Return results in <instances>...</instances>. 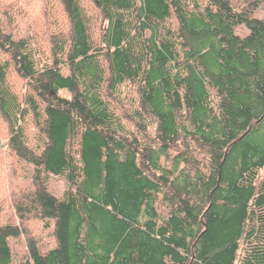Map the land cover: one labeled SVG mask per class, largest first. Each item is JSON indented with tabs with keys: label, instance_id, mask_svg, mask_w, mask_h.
I'll return each instance as SVG.
<instances>
[{
	"label": "trees",
	"instance_id": "1",
	"mask_svg": "<svg viewBox=\"0 0 264 264\" xmlns=\"http://www.w3.org/2000/svg\"><path fill=\"white\" fill-rule=\"evenodd\" d=\"M261 8L0 0V159L32 167L17 214L54 222L57 241L30 238L23 264H264ZM44 176L67 181L63 197ZM23 233L0 225V264Z\"/></svg>",
	"mask_w": 264,
	"mask_h": 264
},
{
	"label": "rangeland",
	"instance_id": "2",
	"mask_svg": "<svg viewBox=\"0 0 264 264\" xmlns=\"http://www.w3.org/2000/svg\"><path fill=\"white\" fill-rule=\"evenodd\" d=\"M234 3L238 6H243L245 0H234ZM255 16L264 19V8L259 9L255 13ZM39 18L42 19L41 16H39ZM28 25L30 26V20H28ZM236 33L241 37H246L249 34V31L245 28V26H239L236 28ZM11 81L16 87L18 93L22 94L25 92V82L23 80L19 79L15 75L14 77H12ZM66 93L67 92L63 91L62 94L66 95ZM121 96L123 103L127 107L136 108V105L134 104V102L136 103V99L138 98L136 88L126 86ZM124 122L127 126L128 132L135 131L134 124L128 121ZM154 130V127L150 128V134L154 135ZM0 135L3 139L1 141V146L6 148L4 141L5 131L1 125ZM13 162L14 159H12L11 157L0 159V225H20L22 230L26 232L18 238L10 239V245L13 253V264H23L28 259V240L30 238L37 239L42 251H48L55 248L57 246V241L55 237L54 222H51L50 226L47 227L45 222H41L38 220H26L25 222H23L21 219H19L16 204L17 201L19 202L21 199L22 195L20 194L33 188V169L31 166L17 162V173L13 174L12 168H10V164H13ZM45 177L50 193L58 198L63 197L68 189L67 181L62 177L44 176V178ZM158 210L162 216H166L168 214V209L161 202V197L158 204Z\"/></svg>",
	"mask_w": 264,
	"mask_h": 264
}]
</instances>
